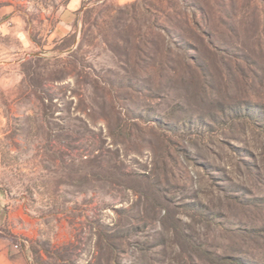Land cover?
I'll return each instance as SVG.
<instances>
[{"label":"rangeland","instance_id":"374dc122","mask_svg":"<svg viewBox=\"0 0 264 264\" xmlns=\"http://www.w3.org/2000/svg\"><path fill=\"white\" fill-rule=\"evenodd\" d=\"M0 253L264 264V0H0Z\"/></svg>","mask_w":264,"mask_h":264},{"label":"crops","instance_id":"0c3cea01","mask_svg":"<svg viewBox=\"0 0 264 264\" xmlns=\"http://www.w3.org/2000/svg\"><path fill=\"white\" fill-rule=\"evenodd\" d=\"M75 2H71L68 6V10H73L72 6L74 7ZM71 32V26L68 24V22L65 21V18L63 17L61 21L57 23L55 26L54 31L51 33L50 39L59 38L64 39L65 37L69 36ZM0 264H12L8 259L5 253H0Z\"/></svg>","mask_w":264,"mask_h":264},{"label":"trees","instance_id":"16d2710c","mask_svg":"<svg viewBox=\"0 0 264 264\" xmlns=\"http://www.w3.org/2000/svg\"><path fill=\"white\" fill-rule=\"evenodd\" d=\"M224 261L228 262L227 264H247V263H244L240 260H237V259H231V258H228V259H224Z\"/></svg>","mask_w":264,"mask_h":264}]
</instances>
